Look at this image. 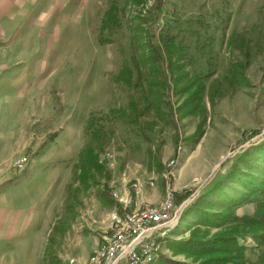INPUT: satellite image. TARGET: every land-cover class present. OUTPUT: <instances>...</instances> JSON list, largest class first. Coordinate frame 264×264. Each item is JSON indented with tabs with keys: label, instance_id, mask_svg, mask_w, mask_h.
Listing matches in <instances>:
<instances>
[{
	"label": "rangeland",
	"instance_id": "374dc122",
	"mask_svg": "<svg viewBox=\"0 0 264 264\" xmlns=\"http://www.w3.org/2000/svg\"><path fill=\"white\" fill-rule=\"evenodd\" d=\"M57 1L21 28L0 113V264H86L122 202L168 186L196 196L153 264H197L182 244L220 229L195 204L242 217L260 198L264 0Z\"/></svg>",
	"mask_w": 264,
	"mask_h": 264
},
{
	"label": "built area",
	"instance_id": "2783aa9c",
	"mask_svg": "<svg viewBox=\"0 0 264 264\" xmlns=\"http://www.w3.org/2000/svg\"><path fill=\"white\" fill-rule=\"evenodd\" d=\"M173 164L174 161L169 168ZM195 196H189L178 206L175 191L168 186L165 199L156 206L143 204L133 207L129 200L122 202V210L112 213L108 233L86 264L155 263L164 253L169 237L167 232L177 225L181 213L195 200ZM114 197L119 199L117 194Z\"/></svg>",
	"mask_w": 264,
	"mask_h": 264
},
{
	"label": "trees",
	"instance_id": "16d2710c",
	"mask_svg": "<svg viewBox=\"0 0 264 264\" xmlns=\"http://www.w3.org/2000/svg\"><path fill=\"white\" fill-rule=\"evenodd\" d=\"M171 42V37L166 36L164 43L169 44ZM255 193L260 198L255 203L251 216L238 217L231 209L209 214L199 203L195 204L192 209L195 214L200 216V220L204 224L220 229L209 239H201L200 241L189 239L187 243L182 244L184 249L200 259L197 260V264H248L246 251L249 247L245 245V242L249 239L254 243L251 248L264 249V180L256 188ZM183 200L184 195H176L177 204H181ZM170 263L183 264L179 262ZM249 264H264V252L259 255L256 262Z\"/></svg>",
	"mask_w": 264,
	"mask_h": 264
},
{
	"label": "crops",
	"instance_id": "0c3cea01",
	"mask_svg": "<svg viewBox=\"0 0 264 264\" xmlns=\"http://www.w3.org/2000/svg\"><path fill=\"white\" fill-rule=\"evenodd\" d=\"M49 2L53 0H0V113L7 103L11 109V100H7V97L13 92L12 87L20 81L16 77L17 69L30 58L27 55L23 57L26 51H23L21 42L17 39L20 30ZM57 2L62 3V0ZM0 164H4L3 156H0ZM1 169L2 181L5 172Z\"/></svg>",
	"mask_w": 264,
	"mask_h": 264
}]
</instances>
